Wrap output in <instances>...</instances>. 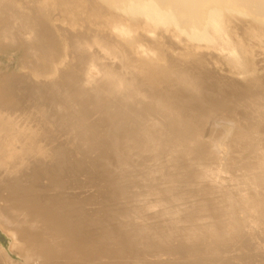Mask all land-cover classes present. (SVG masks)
Returning a JSON list of instances; mask_svg holds the SVG:
<instances>
[{
	"label": "bare ground",
	"instance_id": "bare-ground-1",
	"mask_svg": "<svg viewBox=\"0 0 264 264\" xmlns=\"http://www.w3.org/2000/svg\"><path fill=\"white\" fill-rule=\"evenodd\" d=\"M12 1L0 0L12 4L0 49L22 50L24 67L0 92V223L13 240L0 264H264V50L236 76L165 29L214 40L226 11L250 39L264 0ZM141 16L154 35L115 33Z\"/></svg>",
	"mask_w": 264,
	"mask_h": 264
},
{
	"label": "rangeland",
	"instance_id": "rangeland-1",
	"mask_svg": "<svg viewBox=\"0 0 264 264\" xmlns=\"http://www.w3.org/2000/svg\"><path fill=\"white\" fill-rule=\"evenodd\" d=\"M19 1H21V4L22 2H24L23 0H19ZM39 1L41 2L39 3ZM43 1L45 0H35L34 2L37 5L33 6L34 10L39 11V8L42 10L44 9L46 10L45 7L40 6L42 5V3H44ZM46 2L54 3L53 6L52 3H49L50 5L46 6L48 7L47 8L48 10L51 9L50 11L60 12L61 9L62 10L66 8L68 9L69 7L68 0H66V2L64 1L65 3L61 4L62 8H60V10H59V6L61 5L57 1L46 0ZM65 4H67V6ZM4 6H0V7H2L3 10L8 8L11 9L10 6H12V4L7 8L6 5ZM9 12H11V10H9ZM220 13L222 18V22H221L222 31H221V35L217 36L216 39L214 40H212V38L208 40H203L192 36L182 37L183 31L181 27L176 23H174L173 21H168L166 23L165 29L169 33H171L175 38L180 39L181 43L186 48H190L192 46L197 47L199 45L202 48L209 47L219 52L225 59L226 62L225 69L230 74L236 76H250L258 70V65H257L258 63L255 62L257 61L256 52L260 49L264 50V43H263L264 32L260 29H255L252 32L250 39L245 38L235 26L234 22L231 19L230 13L226 11H221ZM50 14L52 15V18H57L58 16H59L58 18L65 17L61 13H54V14L50 13ZM50 14H48L46 17L51 18V16H49ZM114 26H116L115 33H117L120 36H126V34L121 33V30L123 29L126 30L129 29L130 36H133L134 32L138 29H143L146 32H148V34L154 35L157 29V25L155 24V22L153 20H149L145 18L144 16H141V20L136 26H132V25L130 26L128 21L121 19L117 20ZM138 51L143 55H148L149 57L157 58V53H154L153 51L147 49L145 46H139ZM22 56H23V51L18 50L14 46L6 45L2 49H0V92L3 90L5 80L8 78V76L12 75L14 72H18V73L22 72L24 67L22 62ZM51 65L53 66L52 62H50V64L48 63L46 69L43 70L41 75H43L44 77L51 78L54 71L53 70L54 67L52 68ZM0 230L6 235L5 238H0V247L10 252L12 250L11 246L13 245L12 242L13 240L10 239V236L2 229L1 223H0ZM12 257L13 259H16L17 255L15 256L13 255Z\"/></svg>",
	"mask_w": 264,
	"mask_h": 264
},
{
	"label": "water",
	"instance_id": "water-1",
	"mask_svg": "<svg viewBox=\"0 0 264 264\" xmlns=\"http://www.w3.org/2000/svg\"><path fill=\"white\" fill-rule=\"evenodd\" d=\"M5 234L0 230V238H5Z\"/></svg>",
	"mask_w": 264,
	"mask_h": 264
}]
</instances>
